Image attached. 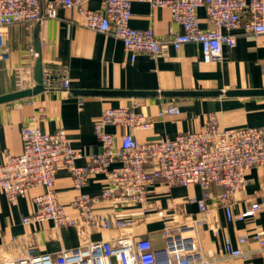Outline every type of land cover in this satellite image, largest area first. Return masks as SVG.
Returning <instances> with one entry per match:
<instances>
[{
	"label": "crops",
	"instance_id": "0c3cea01",
	"mask_svg": "<svg viewBox=\"0 0 264 264\" xmlns=\"http://www.w3.org/2000/svg\"><path fill=\"white\" fill-rule=\"evenodd\" d=\"M61 1V0H50ZM83 7L102 11L104 0H82ZM78 8L58 10L56 19H46L34 24L31 29L24 25L12 26L9 36L10 58L0 63V96L26 91L36 86L34 68L39 57L43 68L56 70L66 67L71 79V90L65 92L44 91L26 97L0 103V163L6 153H22L21 130L32 116L37 126L45 133L66 131L71 146L80 153L76 163L85 166L89 157L102 151L94 132V123L107 108L129 107L153 121L149 131L136 133L140 141H154L160 137L175 138L177 135L201 131L211 116L225 128L254 127L264 131V96L230 97L226 92L236 90L264 89V35L237 36L235 47L224 45V58L220 62L206 63L201 46L197 43L183 45L179 49L168 46L158 57L140 54L135 61L125 50L121 40L87 29L78 24ZM201 27L211 28L204 8L198 11ZM130 25L139 30L152 28L159 39H168L172 33L182 34L183 29L173 23L168 8L152 7L149 3L132 0ZM39 42L41 54L34 59L29 48L36 51ZM37 52V51H36ZM38 53V52H37ZM26 67L32 73L20 74ZM95 91L98 94H94ZM145 92L153 95L133 97L107 92ZM219 91V96L198 95L166 96L168 92ZM168 105L178 106L179 116L158 117L160 109ZM109 133H118L107 127ZM128 130H122L125 132ZM120 143V136L116 137ZM119 163L112 165L118 166ZM248 184L243 193L236 196L234 213L246 211L252 202L262 201L264 174L253 169L247 176ZM105 188L103 174L90 179L83 191L97 196ZM56 189L59 201L68 204L76 195L70 173L60 168ZM43 188L32 189L16 205L8 202L0 193V260L22 259L34 254L58 255L64 248L79 247L88 240H109L119 235L117 231L90 229L84 240L75 228L55 230L52 222L24 225L23 218L36 211L34 198ZM214 194L220 188H212ZM202 190L198 185L187 187L156 185L151 189L152 209L143 215L140 211L127 212L134 215L137 224L132 233L138 237L152 239L154 246L165 245L164 225L173 227L196 218L202 219L197 203ZM211 214L198 228V244L211 264H264V250L258 248L250 236L257 229L264 230V211L245 220L228 221L217 201H208ZM95 209L110 212L109 203H99ZM177 229H172L175 233ZM248 237L245 244L240 239ZM250 253L247 260L234 259L226 255V244Z\"/></svg>",
	"mask_w": 264,
	"mask_h": 264
},
{
	"label": "built area",
	"instance_id": "2783aa9c",
	"mask_svg": "<svg viewBox=\"0 0 264 264\" xmlns=\"http://www.w3.org/2000/svg\"><path fill=\"white\" fill-rule=\"evenodd\" d=\"M137 1L170 9L173 23L184 32L172 33L165 40L159 39L152 28H133L130 25L132 0H104L102 11L85 9L82 0H0V63L10 58L12 26L21 24L31 29L46 19H56L61 7H77L79 25L121 40L132 61L140 54L158 57L168 46L179 49L197 43L206 63L220 62L224 58V45L235 47L239 34L264 35V0ZM202 8L206 10L210 29L201 27L198 11ZM29 52L34 59L39 56L33 48ZM30 73L31 67H26L17 77ZM43 87L45 91L70 92L69 70L43 68ZM179 115L181 110L175 105L158 112L160 118ZM36 121L32 116L22 127V153H6L0 163V193L16 205L32 189L43 188L34 198L36 211L23 218L24 225L52 222L55 230L75 228L84 240L90 229L117 231L119 235L109 240H87L79 247L62 249L56 256L36 255L35 248L31 247L26 258L4 259L0 264H211L197 239L199 226L211 214L208 201H217L228 221H242L264 211L263 186L262 201L252 202L246 211L234 213L236 196L246 190L250 171L261 169L264 174L261 128H225L211 116L201 131L182 133L173 139L140 141L136 133L151 130L153 121L129 107L107 108L94 123L102 151L89 157L87 165L78 166L80 153L71 146L66 131L45 133ZM109 126L115 127L118 133H109ZM123 129L128 131L121 132ZM115 163L119 165L112 168ZM60 168L70 173L76 191L68 204L58 198L56 181ZM98 174H103L105 179L102 192L97 196L84 192L83 188ZM160 184L198 185L202 197L192 201L204 217L176 227L165 223V245L157 249L151 238L132 233L138 218L126 215L131 210L147 214L152 209L151 189ZM215 186L220 188L217 194L212 191ZM99 203H109L110 212L97 211L95 205ZM172 229L177 231L173 233ZM248 237L241 238L240 243L245 244ZM250 238L264 250L263 229L255 230ZM225 252L231 258L244 261L250 255L230 243L226 244Z\"/></svg>",
	"mask_w": 264,
	"mask_h": 264
},
{
	"label": "water",
	"instance_id": "95a60500",
	"mask_svg": "<svg viewBox=\"0 0 264 264\" xmlns=\"http://www.w3.org/2000/svg\"><path fill=\"white\" fill-rule=\"evenodd\" d=\"M36 51L38 54H41V47L39 42L35 43ZM34 78L36 81V86L33 89L26 90V91H19L13 92L7 95L0 96V103H6L10 101H15L17 99H22L26 97H32L38 95L45 91L43 87V64L42 58L39 57L34 68ZM109 94H116V95H128L133 97H141V96H148L153 95L152 93H145V92H128V91H116V92H107ZM94 94H98L96 91ZM166 96H179V95H198L203 97H210V96H219L223 94L219 91H195V92H168L164 93ZM227 96L230 97H245V96H264V89L261 90H236V91H228L226 93Z\"/></svg>",
	"mask_w": 264,
	"mask_h": 264
}]
</instances>
